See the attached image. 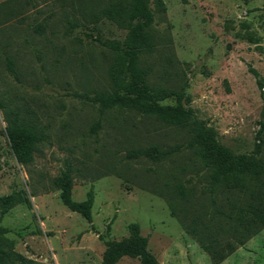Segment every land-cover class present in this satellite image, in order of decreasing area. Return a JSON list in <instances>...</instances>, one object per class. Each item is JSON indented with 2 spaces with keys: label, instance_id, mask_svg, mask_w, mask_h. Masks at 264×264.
<instances>
[{
  "label": "rangeland",
  "instance_id": "1",
  "mask_svg": "<svg viewBox=\"0 0 264 264\" xmlns=\"http://www.w3.org/2000/svg\"><path fill=\"white\" fill-rule=\"evenodd\" d=\"M109 1L0 0V195L24 190L31 201L2 215L12 258L0 264H97L105 241L128 235L131 222L139 223L161 264H214L186 226L194 215L208 221L215 206L228 209L227 200L243 199L210 192L207 171L191 150L160 162L126 158L132 147L184 144L187 129L130 110L101 112L84 96L109 87L112 54L97 38L126 33L103 15ZM164 3L166 12L155 15V46L144 55L150 82L184 84L220 144L252 152L263 119L264 86L251 69L264 85V0ZM11 112L45 135L28 164L8 136ZM262 138L264 157V132ZM68 167L75 200L94 190L92 222L65 206L51 185ZM220 236L230 239L225 231ZM116 264L141 262L124 256ZM219 264H264V228Z\"/></svg>",
  "mask_w": 264,
  "mask_h": 264
},
{
  "label": "trees",
  "instance_id": "2",
  "mask_svg": "<svg viewBox=\"0 0 264 264\" xmlns=\"http://www.w3.org/2000/svg\"><path fill=\"white\" fill-rule=\"evenodd\" d=\"M102 12L126 33L122 39L97 38L112 54L108 69L109 87L84 96L97 104L101 112L111 109L130 110L187 129L189 136L184 144L132 147L127 150L126 158H145L160 162L188 149L207 171L210 192L241 193V202L229 199L226 202L228 209L224 205L215 206L209 212L208 221L199 220L198 215H194L186 226L201 248L210 255L212 262L219 264L264 228V157L261 154L264 103L261 128L252 152H234L221 145L214 129L200 119L191 107L190 96L184 84L179 88H170L153 85L149 80L151 68L144 63V55L155 46L152 30L156 13L166 12L164 0H110ZM7 66L11 72L16 73L11 60H7ZM251 71L262 89L263 81L257 70ZM261 92L264 100V92ZM0 106L5 107L1 101ZM7 121L8 136L17 158L23 164L32 162L34 150L37 144L45 140V135L19 112L8 114ZM73 184L69 167L51 180L52 187L60 191L62 203L70 210L80 213L88 222H92L94 190L90 188L83 200H75L72 197ZM177 190L181 198L186 199L183 187L179 185ZM211 201L215 205L216 197L213 196ZM18 203L31 206L29 195L24 190L0 195V222L2 215ZM214 216L224 218L228 227L221 221L215 222ZM128 230V235L121 239L105 241L102 259L97 264H116L124 256L138 258L141 264H161L150 250L149 239L141 233L139 223H129ZM223 231L230 239L221 240L220 233ZM5 233L6 229L0 224L1 261L12 258V252L7 250L10 240Z\"/></svg>",
  "mask_w": 264,
  "mask_h": 264
}]
</instances>
